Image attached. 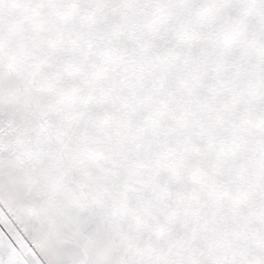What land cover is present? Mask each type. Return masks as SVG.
<instances>
[{
    "label": "snow or ice",
    "instance_id": "1",
    "mask_svg": "<svg viewBox=\"0 0 264 264\" xmlns=\"http://www.w3.org/2000/svg\"><path fill=\"white\" fill-rule=\"evenodd\" d=\"M0 264H264V0H0Z\"/></svg>",
    "mask_w": 264,
    "mask_h": 264
}]
</instances>
